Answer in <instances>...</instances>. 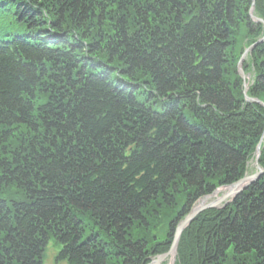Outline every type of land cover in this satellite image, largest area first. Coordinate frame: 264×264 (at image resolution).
<instances>
[{"label": "trees", "instance_id": "1", "mask_svg": "<svg viewBox=\"0 0 264 264\" xmlns=\"http://www.w3.org/2000/svg\"><path fill=\"white\" fill-rule=\"evenodd\" d=\"M253 0H0V264H147L264 133ZM255 13L264 20V0ZM259 159L264 167V142ZM175 264H264V174Z\"/></svg>", "mask_w": 264, "mask_h": 264}, {"label": "water", "instance_id": "2", "mask_svg": "<svg viewBox=\"0 0 264 264\" xmlns=\"http://www.w3.org/2000/svg\"><path fill=\"white\" fill-rule=\"evenodd\" d=\"M253 8H254V2H253ZM252 8V9H253ZM259 22H262V19H257ZM264 41V36L259 39L255 44H258L260 42ZM254 44V45H255ZM250 46L249 48H247L244 52V54L242 55L241 59H240V63L244 60L246 54L249 52V50H251V48L254 46ZM245 86H247L246 83H244ZM247 89V88H246ZM246 89H245V94H246ZM246 98L247 100H253L250 99L247 94H246ZM256 100V99H254ZM258 101V100H256ZM264 137H261V141L259 142L258 146H257V157L259 158L260 154H261V142L262 139ZM257 164V172L249 175V176H244L243 178L239 179L238 181L226 186L228 188V191L223 194L221 197L210 201L209 203L207 202H201V204H199V206L195 207L177 226L176 231H175V235H174V239H173V243L171 245V248L169 249V251L159 257H157L156 259H153L149 264H160L162 263L165 258L171 253V251L173 249H176L177 244L179 242V239L181 237V234L183 233V231L190 225V223L204 210L206 209H210V208H216L219 207L225 200L230 199V201L226 202L225 204L231 202L238 194H240L241 192H243L244 190H246L252 183L256 182L261 175L264 174V169L258 165V160L256 161ZM211 197V196H208ZM206 197V198H208Z\"/></svg>", "mask_w": 264, "mask_h": 264}, {"label": "rangeland", "instance_id": "3", "mask_svg": "<svg viewBox=\"0 0 264 264\" xmlns=\"http://www.w3.org/2000/svg\"><path fill=\"white\" fill-rule=\"evenodd\" d=\"M253 2H254V8H253ZM253 2H252V6H251V9H250V15H251V17H252V19L254 20V18H256V19H262L261 17H259L258 15H256V13H255V3H256V0H253ZM253 8V9H252ZM261 23V22H260ZM264 36V35H263ZM262 36V37H263ZM262 37H260V38H262ZM260 38H258L257 39V41L260 39ZM257 41H255V42H253V43H248L247 42V40L246 41H244V45L242 44V47H243V51L241 52V55H240V57H239V59H238V62H237V70H238V72H239V74H240V76L242 77V81H243V86H244V91H245V89L247 88L245 85H244V83H246V80H247V83H248V85H249V82L251 81V74H246V72H245V70H244V67H243V63L240 65V59H241V57H242V55L244 54V52H245V50L247 49V48H249L250 46H252V45H254ZM252 50V49H251ZM250 50V51H251ZM248 56H249V53H247L246 54V56H245V58H244V60H246V58H248ZM246 91H247V89H246ZM244 94H245V92H244ZM246 94H247V92H246ZM246 94H245V97H246ZM264 134V133H263ZM263 134H262V136H263ZM261 136V137H262ZM260 141H261V139H260ZM259 141V142H260ZM259 142L257 143V146H258V144H259ZM263 142H264V137H263V139H262V142H261V149H262V144H263ZM257 146H256V149H255V151H254V154H253V156L250 158V160L248 161V163H247V172H246V174L244 175V176H249V175H252V174H254V173H256L257 172V164H256V161L258 160V165L259 166H261L263 169H264V167L260 164V162H259V159H260V156H261V154H260V156H259V158L257 157ZM261 153H262V151H261ZM260 179V178H259ZM258 179V180H259ZM225 188V187H224ZM219 189H222V188H219ZM219 189H217V190H219ZM222 194H224V192L223 191H220L219 193H218V195L216 196V197H212V199H211V201L212 200H215V199H217L218 197H221L222 196ZM201 199V198H200ZM199 199V200H200ZM199 200L194 204V206L192 207V209H191V211L195 208V207H197L196 205H197V203L199 202ZM228 201H230V199H227V200H225L219 207H216V208H222V207H224V206H226L227 204H225L226 202H228ZM210 202V201H209ZM209 202H207V203H209ZM230 203V202H229ZM207 210V209H206ZM205 211V210H204ZM203 212V211H202ZM201 212V213H202ZM182 221V220H181ZM180 221V222H181ZM179 222V223H180ZM191 224V223H190ZM179 225V224H178ZM177 225V226H178ZM189 227V226H188ZM187 229V228H186ZM175 235V234H174ZM181 238V237H180ZM173 239H174V237H173ZM179 241H180V239H179ZM177 247H178V245H177ZM177 247H176V249H175V256L174 257H172V256H170V255H168L166 258H165V260L162 262V263H160V264H175L176 263V261H177ZM171 248V247H170ZM169 248V249H170ZM60 249H61V246L58 244V242L54 239V238H51V239H49L48 240V242H47V244H46V247H45V251H44V256H43V264H68L66 261H58L57 260V255H58V253L60 252ZM163 254H165V253H163ZM160 255H162V254H159V255H155V256H151L150 257V261H152L153 259H156L158 256H160ZM150 261L147 263V264H149L150 263Z\"/></svg>", "mask_w": 264, "mask_h": 264}, {"label": "bare ground", "instance_id": "4", "mask_svg": "<svg viewBox=\"0 0 264 264\" xmlns=\"http://www.w3.org/2000/svg\"><path fill=\"white\" fill-rule=\"evenodd\" d=\"M220 191H223L224 194H225V193L228 191V188H224V187H223L222 189L217 190L213 195H211V197H208V198L203 197V198H201V199L199 200V202L197 203L196 206H199V204H201V202H204V201H205V202H209V201H211L212 197H213V198L216 197ZM222 195H223V194H222ZM218 198H219V197H218ZM169 255L172 256V257H174V256H175V249H173Z\"/></svg>", "mask_w": 264, "mask_h": 264}]
</instances>
